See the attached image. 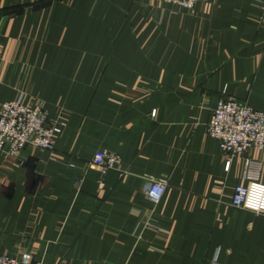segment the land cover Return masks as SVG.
<instances>
[{
  "label": "crops",
  "instance_id": "0c3cea01",
  "mask_svg": "<svg viewBox=\"0 0 264 264\" xmlns=\"http://www.w3.org/2000/svg\"><path fill=\"white\" fill-rule=\"evenodd\" d=\"M264 111V0H0V103L44 109L53 150L0 152V254L43 264H264V214L231 204L245 159L206 124ZM120 156L99 171L94 152ZM165 178L153 204L145 176Z\"/></svg>",
  "mask_w": 264,
  "mask_h": 264
},
{
  "label": "built area",
  "instance_id": "2783aa9c",
  "mask_svg": "<svg viewBox=\"0 0 264 264\" xmlns=\"http://www.w3.org/2000/svg\"><path fill=\"white\" fill-rule=\"evenodd\" d=\"M158 1V0H155ZM193 12L197 2L204 0H160ZM209 136L216 139L219 149L232 157L243 155L252 148L264 150V111L255 109L236 97L223 92L206 124ZM60 127L51 121L44 109L32 108L19 99L0 103V152L16 156L26 146L53 150L55 134ZM120 156L105 149L94 152L89 166L99 171L100 182L107 170L115 168ZM260 163L245 159L244 177L247 184L235 186L231 204L234 207L264 214V183L259 180ZM145 193L157 204L167 185L165 178L145 176ZM0 264H43L33 261L28 251L16 255L0 254Z\"/></svg>",
  "mask_w": 264,
  "mask_h": 264
}]
</instances>
